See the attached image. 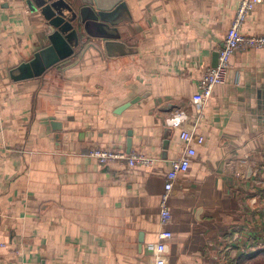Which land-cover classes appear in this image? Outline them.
I'll list each match as a JSON object with an SVG mask.
<instances>
[{"label":"crops","instance_id":"1","mask_svg":"<svg viewBox=\"0 0 264 264\" xmlns=\"http://www.w3.org/2000/svg\"><path fill=\"white\" fill-rule=\"evenodd\" d=\"M121 1L105 38L82 36L70 58L15 80L52 28L31 0H0V264H153L166 176L241 0ZM242 33L264 36V0ZM231 65L169 199L167 264H264V49ZM95 147L153 165H99Z\"/></svg>","mask_w":264,"mask_h":264},{"label":"built area","instance_id":"2","mask_svg":"<svg viewBox=\"0 0 264 264\" xmlns=\"http://www.w3.org/2000/svg\"><path fill=\"white\" fill-rule=\"evenodd\" d=\"M260 1L261 0H241L231 27L226 35L224 44L218 51V64L216 67L209 68L205 72L199 82V92L192 98L197 119L193 131H183L181 133V139L187 144L186 150L179 159L172 161L171 169L166 176L164 192L161 195L159 206V223L163 227V231L159 235V242L150 247L154 253L153 264H167L165 259L166 243L172 238V233L166 230V227L172 221L169 199L179 177L188 172L197 154L192 144H204L205 139L199 133L198 125L203 118V113L208 102L213 96L215 87L226 84L228 72L232 67V57L237 51L264 49V36L247 37L242 33L243 25L249 13ZM182 118L183 117L179 116L178 119L172 120L173 126H180ZM88 156L94 158L99 165H108L116 162L128 170H134L138 167L148 168L153 165V160L144 155L138 153L127 154L120 149H102L95 147L88 152Z\"/></svg>","mask_w":264,"mask_h":264},{"label":"water","instance_id":"3","mask_svg":"<svg viewBox=\"0 0 264 264\" xmlns=\"http://www.w3.org/2000/svg\"><path fill=\"white\" fill-rule=\"evenodd\" d=\"M38 9L48 26L52 29L50 47L38 52L34 59L22 64L18 70L25 73L15 80H27L41 77L54 65L74 55V48L78 46L84 34L104 37L109 25H115L117 15L124 12V4L116 0L107 6L105 0H31ZM120 2V3H119ZM105 32V33H104ZM75 44H72V41ZM218 64V53L214 58L213 67ZM14 75V74H13ZM139 99L121 107V113L136 103ZM130 141L128 152L131 150Z\"/></svg>","mask_w":264,"mask_h":264},{"label":"rangeland","instance_id":"4","mask_svg":"<svg viewBox=\"0 0 264 264\" xmlns=\"http://www.w3.org/2000/svg\"><path fill=\"white\" fill-rule=\"evenodd\" d=\"M83 36H87L86 34H84ZM261 209H264V203L262 204V206H261ZM264 212V211H263ZM261 218V224H262V226H263V223H264V216H262V217H260ZM261 226V227H262ZM1 247H4V245H0Z\"/></svg>","mask_w":264,"mask_h":264}]
</instances>
